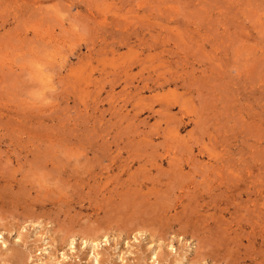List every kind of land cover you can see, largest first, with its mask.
Returning a JSON list of instances; mask_svg holds the SVG:
<instances>
[{
	"label": "rangeland",
	"instance_id": "374dc122",
	"mask_svg": "<svg viewBox=\"0 0 264 264\" xmlns=\"http://www.w3.org/2000/svg\"><path fill=\"white\" fill-rule=\"evenodd\" d=\"M0 264H264V0H0Z\"/></svg>",
	"mask_w": 264,
	"mask_h": 264
},
{
	"label": "bare ground",
	"instance_id": "6f19581e",
	"mask_svg": "<svg viewBox=\"0 0 264 264\" xmlns=\"http://www.w3.org/2000/svg\"><path fill=\"white\" fill-rule=\"evenodd\" d=\"M17 36V35H16ZM16 39V38H15ZM36 44V43H35ZM15 61V60H14ZM158 61V60H157ZM3 62V61H2ZM4 63V62H3ZM219 69V68H218ZM221 72V71H220ZM11 79V78H10ZM145 80V79H144ZM2 83V82H1ZM155 85V84H154ZM218 85V84H217ZM200 86V85H199ZM202 86V85H201ZM221 86V85H220ZM26 88V87H25ZM204 90V89H203ZM198 97V96H197ZM209 99V98H208ZM181 101V100H180ZM209 103V102H208ZM217 103V102H216ZM231 108V107H230ZM239 109V108H238ZM203 114V113H202ZM136 116V115H135ZM221 116V115H220ZM168 118V117H167ZM3 123V122H2ZM174 126V125H173ZM8 131H6L7 133ZM30 132V131H29ZM32 147V146H31ZM133 156V155H132ZM2 158V157H1ZM176 162V161H175ZM137 171V170H136ZM190 175V174H189ZM181 185V184H180ZM229 187V186H228ZM166 200V198H165ZM158 209V208H157ZM120 211V210H119ZM158 211V210H157ZM137 212V211H136ZM145 213V212H144ZM194 214V213H193ZM186 216V215H185ZM190 220V219H189ZM183 223V222H182ZM184 224V223H183ZM186 225V224H185ZM147 227V226H146ZM190 227V226H189ZM92 248V247H91Z\"/></svg>",
	"mask_w": 264,
	"mask_h": 264
}]
</instances>
